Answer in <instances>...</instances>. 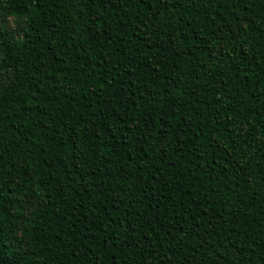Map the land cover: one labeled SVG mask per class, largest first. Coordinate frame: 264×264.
Instances as JSON below:
<instances>
[{"label": "trees", "instance_id": "obj_1", "mask_svg": "<svg viewBox=\"0 0 264 264\" xmlns=\"http://www.w3.org/2000/svg\"><path fill=\"white\" fill-rule=\"evenodd\" d=\"M0 264H264V0H0Z\"/></svg>", "mask_w": 264, "mask_h": 264}, {"label": "rangeland", "instance_id": "obj_2", "mask_svg": "<svg viewBox=\"0 0 264 264\" xmlns=\"http://www.w3.org/2000/svg\"><path fill=\"white\" fill-rule=\"evenodd\" d=\"M16 18H8V22H7V28L12 31L15 35H18V27H17V23H16ZM28 208L33 207V203L31 202L30 204H28L27 206ZM16 237L19 239L21 237V230L20 228H18L15 232Z\"/></svg>", "mask_w": 264, "mask_h": 264}]
</instances>
